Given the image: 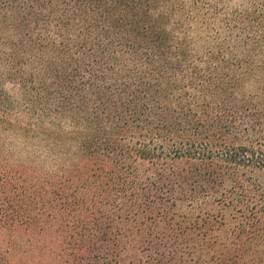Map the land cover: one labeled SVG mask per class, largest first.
<instances>
[{
  "label": "trees",
  "instance_id": "1",
  "mask_svg": "<svg viewBox=\"0 0 264 264\" xmlns=\"http://www.w3.org/2000/svg\"><path fill=\"white\" fill-rule=\"evenodd\" d=\"M11 83L25 105L5 93ZM47 118L80 131L74 152H58ZM6 128L36 139L52 166L39 148L13 160L0 141V264H91L64 252L104 251L87 232L100 220L163 223V239L198 221L254 227L264 0H0Z\"/></svg>",
  "mask_w": 264,
  "mask_h": 264
},
{
  "label": "rangeland",
  "instance_id": "2",
  "mask_svg": "<svg viewBox=\"0 0 264 264\" xmlns=\"http://www.w3.org/2000/svg\"><path fill=\"white\" fill-rule=\"evenodd\" d=\"M4 91L14 100L15 106L17 102L25 105L24 90L12 86L11 83ZM17 115L22 126L29 120V113L25 111H22L20 115L15 114ZM41 126L55 130L56 137L62 139L61 150L58 152L68 150L74 152L77 148L80 131L69 121L54 123L47 118L40 124ZM50 136L54 137L49 135V138ZM0 141L6 143L13 160H30L33 148H39L46 169L52 166L48 153L36 146V139L32 137L24 138L23 135L16 134L15 130L6 128L0 129ZM260 178V182L264 184V174H261ZM83 180L84 178H81L80 181ZM105 199L113 203L114 197H105ZM226 221L228 222L225 225L220 224L221 226L211 222L205 224L203 221L176 225L175 231L171 232L176 235V238L163 239L159 238L164 232L163 223L152 224V226L142 225L140 218L130 222L116 219L112 223L100 220L95 225H90L87 232L98 236L100 241L107 239L104 243L102 242V245H105L104 251L64 252V254L70 257L68 259L70 262L74 255L81 254L86 256L91 264L93 262L96 264H264V218L251 228L233 220ZM82 226L80 225L78 230L80 234ZM234 230L236 233L233 232ZM145 232L151 236L145 238ZM178 232H182V235ZM145 239L152 240L150 243H144ZM168 247L172 250L171 252L168 251ZM234 253L238 255V259L234 260L235 262L229 261L228 258Z\"/></svg>",
  "mask_w": 264,
  "mask_h": 264
}]
</instances>
